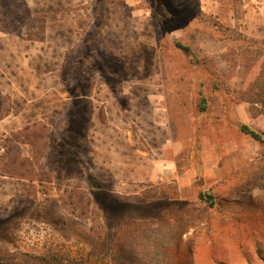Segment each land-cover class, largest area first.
I'll return each mask as SVG.
<instances>
[{
	"label": "rangeland",
	"instance_id": "obj_1",
	"mask_svg": "<svg viewBox=\"0 0 264 264\" xmlns=\"http://www.w3.org/2000/svg\"><path fill=\"white\" fill-rule=\"evenodd\" d=\"M246 7L0 0V264H120L144 235L162 264H264Z\"/></svg>",
	"mask_w": 264,
	"mask_h": 264
},
{
	"label": "trees",
	"instance_id": "obj_2",
	"mask_svg": "<svg viewBox=\"0 0 264 264\" xmlns=\"http://www.w3.org/2000/svg\"><path fill=\"white\" fill-rule=\"evenodd\" d=\"M183 50L187 51L189 50L188 47H181ZM246 97L243 98V102H246L249 104L250 108V114L252 117L256 118L258 116H264V61L260 65V71L256 74L253 81L248 85L246 91H245ZM202 111H206L205 107V98H202ZM237 125L239 126V129L242 134L249 136L253 140L257 142L264 143V137L259 132L252 129L250 126H248L245 123L237 122ZM260 165H255L254 167H259ZM77 199H80L82 201V196H77ZM71 199H73L71 197ZM76 203L73 200H71V204ZM81 215H85L83 211H80ZM160 231V230H159ZM150 232V231H149ZM150 234H152L150 232ZM139 238H142V234ZM140 241V240H138ZM148 241V247L152 248V252L146 253V257H142V252L139 251H133L131 249L130 244H126V246H122L118 250V260L120 261V264H162L163 257L159 255L160 251V242L155 238H148V235H144L142 242ZM163 255V254H162Z\"/></svg>",
	"mask_w": 264,
	"mask_h": 264
},
{
	"label": "crops",
	"instance_id": "obj_3",
	"mask_svg": "<svg viewBox=\"0 0 264 264\" xmlns=\"http://www.w3.org/2000/svg\"><path fill=\"white\" fill-rule=\"evenodd\" d=\"M244 2L247 5L246 8H248V10L251 11L253 16H254L253 17V19H254L253 28L257 32H259L258 36H262V34H264V0H244ZM181 190H182L181 184L179 183L178 191L181 192ZM181 198H182V196H181ZM182 199H180V200H182ZM169 201L174 202L177 200H170L169 199Z\"/></svg>",
	"mask_w": 264,
	"mask_h": 264
}]
</instances>
